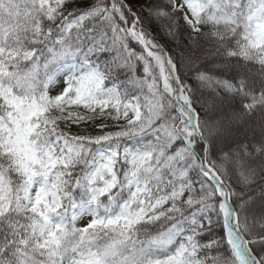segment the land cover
I'll return each mask as SVG.
<instances>
[{"label":"snow or ice","instance_id":"1","mask_svg":"<svg viewBox=\"0 0 264 264\" xmlns=\"http://www.w3.org/2000/svg\"><path fill=\"white\" fill-rule=\"evenodd\" d=\"M0 264H264V0H0Z\"/></svg>","mask_w":264,"mask_h":264}]
</instances>
